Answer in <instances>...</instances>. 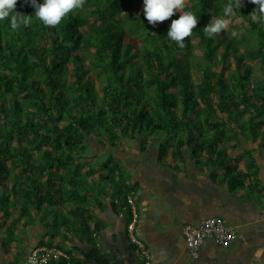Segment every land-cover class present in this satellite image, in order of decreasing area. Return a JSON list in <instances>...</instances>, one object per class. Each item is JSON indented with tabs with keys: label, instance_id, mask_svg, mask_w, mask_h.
Here are the masks:
<instances>
[{
	"label": "trees",
	"instance_id": "16d2710c",
	"mask_svg": "<svg viewBox=\"0 0 264 264\" xmlns=\"http://www.w3.org/2000/svg\"><path fill=\"white\" fill-rule=\"evenodd\" d=\"M227 3L185 0L155 26L144 0H85L56 26L33 18L13 30L0 20V230L45 211L55 216V234L76 227L91 243L84 259L59 247L70 256L60 261L107 264L93 238V208L110 197L131 220L133 186L115 155L90 160L88 150L124 139L141 150L160 140V158L171 147L175 159L186 147L221 156L229 145L241 150L236 165L248 159L246 171L227 166L233 181L261 191L255 149L242 139L264 147V24L249 16L256 4L233 0L227 30L206 37L202 29ZM16 11L35 9L18 0ZM180 11L199 18L183 49L167 38Z\"/></svg>",
	"mask_w": 264,
	"mask_h": 264
},
{
	"label": "crops",
	"instance_id": "0c3cea01",
	"mask_svg": "<svg viewBox=\"0 0 264 264\" xmlns=\"http://www.w3.org/2000/svg\"><path fill=\"white\" fill-rule=\"evenodd\" d=\"M159 141L147 145L146 150H141L135 139H124L115 147L93 144L88 150L90 160L95 154L102 160L109 154L118 158L133 186L132 196L139 214L135 232L149 251L150 264H253L254 251L264 247V219L260 216L264 202V147L242 139L245 148L255 149L253 157L261 187L258 191L251 189L249 180L244 184L233 181L226 169L236 166V172L247 170L248 159L237 165L233 159L241 150L228 145L221 156H209L206 152L196 154L193 147H186L183 157L175 159L169 147L160 158ZM93 214L92 228L94 223L98 224L93 238L107 264H141L143 258L128 238L130 217L121 203L104 197L101 205L94 206ZM215 216L236 228V241L231 247L223 248L209 239L200 256L193 258L186 247L183 227ZM35 217L30 223L25 219L17 221L15 216L0 230V264H28V256L39 246L62 247L72 251V256L84 259L91 243L83 239L78 228L70 232L62 229L55 234L52 226L55 221L57 227V221L53 214L47 217L45 211L40 214L36 211ZM16 222L15 232L11 234L9 228ZM7 238L12 239L11 244H5ZM45 238L47 243L40 245ZM257 264H264V258Z\"/></svg>",
	"mask_w": 264,
	"mask_h": 264
},
{
	"label": "clouds",
	"instance_id": "9594fccd",
	"mask_svg": "<svg viewBox=\"0 0 264 264\" xmlns=\"http://www.w3.org/2000/svg\"><path fill=\"white\" fill-rule=\"evenodd\" d=\"M26 2H30L34 7V15H24L17 12L18 0H0V20L8 18L13 30L18 29L21 25L30 26L33 18L40 21L44 26H56L74 10H82L85 4V0H44L42 4L38 3L37 0H26ZM250 2L258 7L249 16L253 22L264 24V0H250ZM235 6L241 8V0H235ZM184 7L185 0H144L143 11L147 21L155 26L157 22L168 20L175 11ZM233 11V0H228V3L222 8V14L219 17L213 16L208 25L202 29L205 36L211 39L226 31L228 27L226 17L231 16ZM198 23L199 18L193 12H181L179 19L172 20L167 31V38L183 49L186 47V38L191 37L193 29L197 27ZM231 35L235 37L237 33L233 31ZM262 258H264V247H257L252 257L253 264H257Z\"/></svg>",
	"mask_w": 264,
	"mask_h": 264
},
{
	"label": "built area",
	"instance_id": "2783aa9c",
	"mask_svg": "<svg viewBox=\"0 0 264 264\" xmlns=\"http://www.w3.org/2000/svg\"><path fill=\"white\" fill-rule=\"evenodd\" d=\"M129 204L132 210L127 231L130 241L137 246V251L142 256L141 264H150L149 251L142 240L136 235L135 229L139 219V214L133 197H129ZM260 216L264 219V202ZM183 236L186 247L193 258L200 256L201 250L207 240H214L219 246L229 248L237 239V230L227 220L222 217H207L198 224H187L183 227ZM68 252L57 246H39L28 256V264H52L61 259H69Z\"/></svg>",
	"mask_w": 264,
	"mask_h": 264
},
{
	"label": "rangeland",
	"instance_id": "374dc122",
	"mask_svg": "<svg viewBox=\"0 0 264 264\" xmlns=\"http://www.w3.org/2000/svg\"><path fill=\"white\" fill-rule=\"evenodd\" d=\"M8 240H11V238H7Z\"/></svg>",
	"mask_w": 264,
	"mask_h": 264
}]
</instances>
